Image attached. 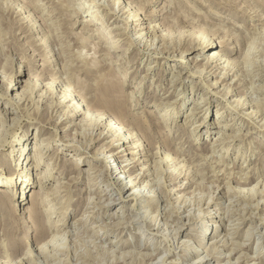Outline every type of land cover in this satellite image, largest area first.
I'll use <instances>...</instances> for the list:
<instances>
[{
    "label": "rangeland",
    "instance_id": "rangeland-1",
    "mask_svg": "<svg viewBox=\"0 0 264 264\" xmlns=\"http://www.w3.org/2000/svg\"><path fill=\"white\" fill-rule=\"evenodd\" d=\"M58 1L41 0L42 4L47 2L45 7L39 6L29 9V12L23 11L24 14L19 17L17 13H12L0 3V70L5 69L7 74L4 76L7 77V81L13 80V84L17 83L12 90V88L7 87L8 82L7 84L0 82V115L3 117L0 119V141L3 140L2 138H7L9 141V144L3 149V153L10 151L13 144H16L14 141L16 135L27 132L28 147L25 149V160L21 166V171L30 164L29 166L33 168L27 170V173H29L31 181L36 179V173L44 171L46 163L41 164L40 167H34L29 153L30 147L34 145L32 135L37 129H43L42 138H50L53 146L49 149L45 148V151L50 153L49 155L45 154V160L51 163L52 180L50 185L46 189L44 188V193L49 196L44 197L46 200L42 205L43 209L46 207L45 202L50 203L53 207H59V212L50 219L45 213L46 216H42L44 222L42 221L43 224L40 226L39 221L35 222L30 216L29 210L33 207L32 201L19 200L18 202L16 200L18 187L1 186L2 192L0 193L3 196L0 198V248L6 247L0 252V264H187V261L202 251L206 255V249L213 246L214 240L223 252L221 251L220 255L217 254L221 258L213 260L212 264L217 262L226 264L229 259L236 262L239 257V262L236 264H264V196L259 197L255 192H251L257 191L264 180V0H249V2L248 0H243V2L239 0L234 5H226L223 3L225 0H125L123 6L130 3L142 11L144 28L134 29L135 25L131 23L132 28H129V36L125 34L123 39L122 35L116 37L119 38L120 47L115 51L112 47L104 50V40L96 34L92 35L94 33L91 30L93 27L87 29L82 22L85 16L92 14L94 0H77V2L82 3L80 8L69 1L72 8L76 10L67 9V11H60L61 14L57 8ZM100 2L105 3L100 7L104 9V12H100L99 15L103 14L104 19L108 21V23H103L102 29L105 34L109 30L107 26H110V29L116 25L126 26L123 21L125 15H122V11L118 13V9L117 11L111 9L108 0H100ZM27 15H29L28 19L32 17L33 24L38 21L35 23L37 27H31L32 22L24 23L22 17ZM192 22H197L196 29H201V32L207 30L211 36L213 35L212 37L217 43L215 49L220 53L219 56L223 57L221 63L226 60L223 64L228 63L232 68V72L229 71L227 78L221 77L223 74L221 72L224 71L217 68L218 66L215 67L216 63H212L209 67L206 66L208 65L205 59L208 54L207 50L198 55L200 51L191 48L193 45L187 35H190V31H192L188 23ZM59 23L61 24L59 25ZM51 24L55 25L54 29L57 27L60 29L62 35L60 43L70 42L74 46H80L83 41L86 47H81V50L83 54H88L91 69L98 67L102 69V72L105 71L104 74L94 71V69L91 73L72 74V77L70 74L63 75L66 80L70 77L71 80L73 78L75 81H73V85L78 91L81 102L90 108L93 107L92 109L119 115L117 117H121L122 126L126 124V122L124 123L125 120L132 122L136 120V123L140 122L141 125L148 128L147 133L139 127L138 130L133 129L137 136L141 134L140 138L143 144L152 142L151 146H153L149 152L148 148L142 151V153H151V156L147 154L141 156V160L145 163L142 162L138 167L144 165V167L150 168L152 175L149 179L153 180L152 182L155 184L152 185L151 189L160 197L159 200L144 202L145 198H142L139 206L135 207L136 200L133 199L130 189H119V185L107 176L94 177L88 176V173H82L79 176L73 163L67 160V164H63L66 162L65 157L71 159L75 155L72 152L75 147H69V152H57V147L62 148L65 144L60 146L62 141L59 134L57 137L51 135L55 129L64 128L68 122H78L82 116L77 119L75 116V119L68 121L61 119L63 113H60V110L54 111L53 108H50V102L47 103L44 91L46 87L35 89L33 94L30 93L29 87H26L27 80L32 76L37 78V74L40 77V82L47 83L54 80V76L47 77L45 74L44 68L47 64L45 59L48 55L46 53L50 52L49 55L53 59L56 57L54 54L58 52L65 58L70 56L67 52H60L58 45L56 49L51 50L52 45L59 40L56 32L52 31ZM216 29L220 30L216 31ZM123 30L119 29L117 32L128 31V29ZM115 31L113 30V35ZM138 33H142V36H139L141 41H138ZM222 38L224 39L222 40ZM43 41L44 43H42ZM250 45L254 46L256 50L254 49V53L247 57L249 53L247 50L251 47ZM100 47L104 51L97 52ZM77 48L75 47L74 51H79V48L76 50ZM182 58L187 61V68L185 63L181 61ZM54 63H57L56 60ZM167 63L174 65L169 66ZM55 66L60 67L58 64ZM101 66L104 67L101 68ZM150 66L151 69L147 70ZM203 68L210 70V73H206L208 75L206 77L200 76L195 71ZM19 69L23 70V74ZM174 70L181 71L179 72L180 75L174 73ZM96 73L100 74L97 75ZM125 73H128V76H132V78L122 90L128 92L129 95L131 93L133 98L132 101L128 100L126 109L121 111V108H117L116 105L111 104V106L110 103L102 102L103 99L108 98V95L97 87L100 81H107L110 87L113 86L112 89L115 90V81ZM173 73L175 74L174 77L172 76ZM211 73L212 75H210ZM172 77L175 80L179 79L175 87H171L169 82ZM199 81L201 82L199 83ZM217 81L218 84H212ZM138 85H142L140 91L135 90V93H132V90ZM17 86H19L18 90H16ZM226 88H230V91L225 90L227 95L222 98V93L223 95L226 94L223 89ZM22 90L25 91L24 98L27 95L24 102L21 101L16 104L8 99L9 95L11 97H14L15 94L21 95ZM213 91L215 94L212 93ZM206 96L215 100L211 101L210 105H204V111L197 114L196 117L194 115L189 121V117L186 118V115L191 112L194 101H203ZM234 99H246L251 107L246 108L245 113L253 110V118L240 116L238 112L240 110L236 109L233 103ZM102 103L106 106H102ZM181 105L184 109L180 108ZM113 108L115 109L113 110ZM166 109L169 110L168 112L172 111L173 114H171L167 124H164L161 120L162 116L160 117L158 114ZM218 109L223 113L220 119H216ZM123 112H127L124 113L127 117L123 115ZM205 112L206 114H204ZM240 112L242 113V111ZM255 113H257L256 116ZM129 116H133L135 120L129 119ZM62 120L64 121L62 122ZM199 120L204 125L195 129V126L200 124ZM213 122H218V124L214 125ZM59 130V133L64 132ZM74 130L72 129L70 133L68 131L67 134L75 136L76 130L75 132ZM168 133L171 134L166 136ZM241 133L245 135L243 136ZM80 134H76V139L81 145L82 142L85 143V146L87 142H93L91 135ZM233 134H240L243 138L233 140L235 139L232 138ZM95 137L97 138L98 134ZM110 139L112 138L107 139V141ZM104 142L103 140L97 144L89 145L87 150L91 153L85 154V156H87L86 160L90 164H80L81 168L83 167L82 170L91 168L90 170L94 171V168L96 170L102 167L103 163L95 159V154L100 148V151L109 150L108 145ZM16 145L20 147L22 142ZM160 147L176 157V164L174 163L176 169L171 167L169 171L173 169L175 173L181 171L180 176L176 175L177 178L172 177V174L164 169V165L162 166L158 162L159 159L155 155L152 156V153L159 150ZM56 155L59 156L58 159H56ZM6 159L7 165L10 162L14 163V160ZM108 161L116 166L114 159ZM8 170L10 171V168ZM9 171L1 173L8 176ZM97 173L93 172V175ZM127 174L123 173V178ZM242 174L244 177L246 174L249 176L248 183L238 181ZM114 176L116 177V174ZM89 179L94 183H90ZM59 180L63 182L61 183L63 191L59 200L61 202L58 203L52 192H55ZM189 180L191 182L187 184ZM182 182L183 184H181ZM257 182H259L258 185ZM180 184L184 188L179 190ZM252 186L254 190H249ZM91 187L93 188L92 197L89 190ZM168 187L169 189L175 188L173 190L176 193L174 196L173 194L166 196L168 192L165 191ZM29 188L39 190L37 183L31 184ZM4 191H12L15 195H7ZM31 192H28L27 189L28 198ZM57 196H59L58 192ZM88 200L95 202L87 207ZM104 202H108L109 205H101ZM143 203L146 205L142 206ZM25 205L28 208L23 210ZM214 210L217 215L221 216L219 220L214 217V213H211ZM204 212L212 216V221L208 222L206 216L204 221L201 220ZM191 216H193V221H191ZM61 217H64V220ZM229 217L230 221H228ZM47 220L49 221L47 222ZM65 220L70 225L67 230L72 231L65 234L64 239H60L62 238L60 236L54 241L55 244L50 243L46 246L49 255L39 256L36 252L33 254L29 251L32 242H42L43 239L44 242L48 239L41 235L43 229L49 227L48 223L52 221L53 223L54 221L63 223ZM215 223H218L217 227ZM103 225H107L109 229H102L101 232H106L108 235H103L102 238H96L92 235L94 232H98L99 228H103ZM224 227L229 230L227 228L225 230ZM233 227L237 228L236 231ZM216 228L217 230H215ZM194 233H198V236H192ZM185 241L195 247L197 253L181 257L184 250L182 243ZM156 248L159 249L156 250ZM27 251L30 252L31 257L26 255ZM6 254L9 255L8 260L5 258ZM149 254H153L151 255L153 258L150 259Z\"/></svg>",
    "mask_w": 264,
    "mask_h": 264
},
{
    "label": "bare ground",
    "instance_id": "bare-ground-1",
    "mask_svg": "<svg viewBox=\"0 0 264 264\" xmlns=\"http://www.w3.org/2000/svg\"><path fill=\"white\" fill-rule=\"evenodd\" d=\"M53 1V0H52ZM55 1V0H54ZM73 5H77L79 6V8L81 7V2H77V0H59L57 2V8H59V12L60 11H67L68 10H71V9H74L72 8L71 4ZM110 2L109 5L111 9L113 10H116L118 9V13L122 11V15H125V18L123 19V21L125 22V27H122L120 25H116L114 27H112L111 29L109 28L110 26H107V28L109 29L108 30V33L105 34V31L103 32V23H108L107 20L104 19L105 16H103V14L100 16L99 13L100 12H104V9H101L100 7H102L104 5V3L100 2V0H94V8L93 11H92V14L88 15V16H85L82 20V22L84 23L85 27L87 29H91V27H93V29H91L94 33H92V35L96 34L98 35L102 40H104V50L106 49H111L114 48V51L115 49L117 50V48L120 47L119 45V38H116L118 35H122V39L125 38L124 35L125 34H128V36L130 35V31H129V28H132L131 27V23L134 24L135 26L133 27L134 29H141V28H144L143 26V16L141 14V10L140 9H136V6L135 5H131L130 3H126V5L123 6V3H125L126 1L125 0H108ZM224 1V0H223ZM239 0H225L223 3H225L226 5H234L235 3H238ZM243 2V0H242ZM249 2V0H248ZM247 2V3H248ZM0 3L4 5V7L6 6L8 8V10L12 11V13H17L18 14V17L21 16L23 13V11L25 12H29V9H33V8H38L39 6H44L45 4H42L41 3V0H0ZM245 3V2H244ZM246 5V3H245ZM106 6V5H105ZM45 7V6H44ZM109 7V6H108ZM107 7V8H108ZM248 7V6H247ZM6 8V9H7ZM43 8V7H42ZM105 8V7H104ZM83 9V8H82ZM76 10V9H74ZM108 10V9H107ZM9 11V12H10ZM32 11V10H31ZM53 11V10H52ZM116 11L115 14H116ZM58 12V13H59ZM79 12V11H78ZM201 12V11H200ZM117 13V14H118ZM26 14V13H25ZM29 14V13H28ZM61 14V12L59 13ZM67 15H69V13H66ZM65 14V15H66ZM101 14V13H100ZM110 14V13H108ZM33 15V14H32ZM54 15V14H53ZM104 15H107V14H104ZM28 16H23L22 17V20L24 19V23H31L32 22V17L30 19H28ZM59 16V15H58ZM71 17H75L74 15H70ZM186 16V15H185ZM188 16V15H187ZM53 17V16H52ZM57 17V16H56ZM61 17V15H60ZM253 17V16H252ZM55 18V17H54ZM59 18V17H58ZM21 19V18H19ZM46 19V18H45ZM186 19V18H184ZM200 19V17H199ZM21 20V21H22ZM53 20V18H52ZM121 20V19H120ZM34 21V20H33ZM57 21V20H56ZM61 21V20H60ZM35 22V21H34ZM38 22V21H36ZM35 22V23H36ZM46 22V21H45ZM49 22V21H48ZM47 22V23H48ZM205 22V21H204ZM203 22V23H204ZM35 23L33 24V22L31 23V27L33 26L34 28L37 27V25L35 26ZM149 23V22H148ZM193 23V24H192ZM192 23H188V26H190V28H192V31H190V35L188 34L187 36L190 37V40L191 41L190 43L193 45L191 48H194V49H197L200 51V54L198 55H201L203 53V51L207 50L208 54L206 55L205 59L207 60V64L206 65L207 67L211 66L212 63H216L215 67L218 66L217 68H221L224 72H221L223 74H221V77L223 76V78H227L229 76V71L232 72V68L229 66L230 64H223L225 63V61H223L221 63V60L223 59V57H220V53L215 49V46L217 47V44L214 40V38L210 35V33H208V31H203L201 32V29H196L195 28V25L197 26V22H192ZM42 24V23H41ZM55 24V23H54ZM58 24V23H57ZM61 23H59L60 25ZM45 25V24H44ZM57 25V26H59ZM115 25V24H114ZM200 25V24H199ZM29 26V25H28ZM52 28L55 26V25H52ZM156 26V25H155ZM218 26V25H217ZM50 27V26H49ZM153 27V26H152ZM151 27V28H152ZM216 27V26H215ZM30 28V27H29ZM43 28V27H42ZM95 28V29H94ZM219 28V27H217ZM31 29V28H30ZM33 29V28H32ZM54 29V28H53ZM52 31L56 32L57 36H59V40L56 42V44H53L52 45V48L51 50H54L56 49L58 46L60 48V52L62 53H69L70 56L68 58H65V56L58 54V53H55L54 55H56V57L53 59L51 57V55H49L50 52L46 53L47 57H46V62L47 64L45 65V74L47 77H49L50 75L51 76H54V80L52 81H49L47 83L43 82V81H39L40 80V77H38V74H37V78H32L30 77L28 80H27V88L29 87V91L31 94H33L34 90L35 89H40L41 87H46L44 90L45 91V97L47 98V103L50 102V108L56 112L58 110H60V113H63V116H61V119H64V120H72V119H75L74 117L76 116V119L80 116L81 119L78 120V122L74 121V122H68V124L60 129L61 131H64L63 133H59L57 129L54 130V132L52 133L51 136L53 137H57L58 134H59V137H60V140L62 141V143L60 144L61 145H64L62 148L60 147H57V152L61 151V152H69V147L71 146H74L75 149L74 151H72L73 153H75L74 156L71 157V159H68L65 157V161L63 164H67V160L68 162L70 163H73L74 164V168L76 169V172L78 173L79 176H81L82 173H88V176H94V177H99L101 175L103 176H107L108 178H110L111 180L114 181V183L118 184L119 185V189L121 190H131V195L133 197L134 200H136V206L135 207H138L139 206V202L142 200V198H145L144 202L149 200V201H157L160 199V197H158L154 191L151 189L152 185H155L154 182L151 181L150 178V175H152L151 171H150V168L149 167H138L139 165L143 163H145V161H142L141 160V156H146L147 155H150L151 156V153H148L149 151H151V147L153 148V146H151L152 142H149L148 144H143L141 142V138H140V135L137 136L136 133H134L133 129H137L138 127L143 131V132H146L148 131V128L147 127H144L143 125L140 124V122L136 123V120L133 116H129V119H134L135 122H132L131 120H125L124 123L126 122V124L124 126H122L123 124L121 123V117H117L119 115H115V113H110L107 114V113H104L99 111V110H95V109H92L93 107H89L88 105L86 104H83L81 102V99L79 98L78 96V91L75 89V85H73V78L72 80L70 79L72 77V74L75 75L76 73H91L94 69V71H98V72H102V69L100 68H94L93 70L91 69V66H90V59L88 61V54H83L82 53V50H81V47H86L85 43H82L80 44V46H74L72 44L69 43H60L59 41L61 40L60 37H62V35L60 34V29L57 27L56 29H54ZM119 29H124L125 31L128 29L127 32H117L119 31ZM174 29V28H173ZM204 29V28H203ZM38 30V29H37ZM113 30H116L115 31V34L113 35ZM123 30V31H124ZM151 30V29H150ZM149 30V31H150ZM215 30V29H214ZM217 30H220V29H216ZM152 31V30H151ZM186 31V30H185ZM158 32V31H157ZM192 32V33H191ZM212 32H215V31H212ZM149 33V32H148ZM189 33V32H188ZM219 33V32H217ZM222 33V32H221ZM224 33V32H223ZM155 34V33H154ZM226 34V33H225ZM52 35V34H51ZM135 35V34H134ZM148 35V34H147ZM182 35V34H181ZM186 35V34H185ZM136 36V35H135ZM139 36H142V33H138V36L137 38H139ZM155 36V35H154ZM224 36V35H223ZM215 37V36H214ZM43 38V37H42ZM42 38H39L40 40H42ZM121 38V37H120ZM134 38V37H133ZM162 38V36H161ZM188 38V37H187ZM142 39V38H141ZM181 39V38H180ZM224 38H222L223 40ZM49 40V39H48ZM52 40V39H51ZM50 40V41H51ZM73 40V39H72ZM138 40V39H137ZM221 40V41H222ZM229 40V39H228ZM138 41H141L140 38ZM225 41V40H224ZM48 42V41H47ZM147 42V41H146ZM160 42V41H159ZM44 43V41L42 42ZM51 43V42H50ZM167 43V42H166ZM223 43V42H222ZM221 43V44H222ZM249 43V42H248ZM47 44V43H46ZM46 44H44V46H46ZM127 44V43H126ZM140 44V43H138ZM58 45V46H57ZM135 45V44H134ZM137 46V45H136ZM251 47L248 48L247 50V57L254 53V46L250 45ZM47 47V46H46ZM79 48V51H74V48ZM172 47V46H171ZM189 47V46H187ZM256 47V45H255ZM260 47V46H259ZM58 48V49H59ZM78 48L76 50H78ZM190 48V47H189ZM190 48V49H191ZM167 49V48H166ZM170 49V48H168ZM189 49V50H190ZM48 50V48H47ZM50 50V49H49ZM104 51L101 47L100 49L97 51ZM172 50V49H171ZM256 50V49H255ZM170 51V50H169ZM229 51V50H228ZM76 52V53H75ZM149 52V51H148ZM257 52V51H256ZM45 53V52H44ZM155 53V52H154ZM229 53V52H228ZM245 53V54H247ZM168 54V53H167ZM45 55V56H46ZM44 56V55H43ZM53 56V55H52ZM71 57V58H70ZM174 57V56H172ZM90 58V57H89ZM184 58V57H183ZM181 59V61L183 63H185V67L187 68L188 65L186 64V60L185 59ZM13 59V58H12ZM113 59V58H112ZM249 59V58H248ZM1 60V59H0ZM56 60V64L54 63V61ZM247 60V59H246ZM229 61V60H228ZM227 61V62H228ZM231 61V60H230ZM70 62H73V63H70ZM113 62V61H112ZM234 62V61H233ZM236 62V61H235ZM240 62V61H239ZM247 62V61H246ZM230 63V62H229ZM60 66V67H56L55 65ZM169 66H173L174 64L172 63H167ZM223 64V65H222ZM232 64V63H231ZM235 64V63H234ZM141 65V64H140ZM191 65V63H190ZM189 65V66H190ZM205 66V67H206ZM232 66V65H231ZM3 67V66H2ZM13 67V66H12ZM104 66H101V68H103ZM236 67V66H235ZM194 68V66H193ZM214 68V67H213ZM151 69V66L147 68V70H150ZM216 69V68H215ZM20 70V69H19ZM7 71V70H6ZM18 71V70H17ZM22 71V74H23V70H20V72ZM195 71H197L199 73L200 76H208L206 75V73H210V70L208 71L207 69L203 68V69H196ZM105 72V71H104ZM102 72V73H104ZM181 72V71H179ZM178 71H175L174 70V73H178L180 75ZM230 72V73H231ZM236 72V71H235ZM9 73V72H8ZM172 74V76L174 77L175 74ZM220 73V72H219ZM217 73V74H219ZM4 74H7L5 72V69H2L0 70V82L2 81L4 84L6 82H8V88H12L13 90V87H15L17 85V83L13 84V80H10V81H7L8 79L5 78ZM64 74H67V75H71V77L66 80L63 75ZM94 74V73H93ZM97 74V73H96ZM100 74V73H99ZM97 74V75H99ZM105 74V73H104ZM103 74V75H104ZM114 74V73H112ZM111 74V75H112ZM177 74V75H178ZM182 74V73H181ZM195 74V73H194ZM233 74V73H232ZM212 75V73L210 74ZM105 76V75H104ZM2 77V78H1ZM43 77V76H42ZM62 77V78H61ZM69 77V76H68ZM99 77V76H98ZM103 77V76H102ZM171 77V76H170ZM171 78L169 80L170 82V85L171 87H175L177 85V82L178 80L175 78ZM132 76H128V73H125L122 77L118 78V80H114L115 81V86H116V89H112L113 86L110 87L109 85V82L107 81H100L101 78H100V83L99 86L97 88H99V90H102L103 93H107L108 95V98L106 99H103L102 102H105V103H110L113 104V106H117V108L119 107V109L121 108V111L122 109H126V105L128 104V100L129 101H132V98L133 96L129 94H127L128 92H125L123 91L122 89L124 87L127 86V83H129V81L131 80ZM178 78V77H177ZM208 78V77H207ZM12 79V78H11ZM53 79V78H52ZM59 79V80H58ZM117 79V78H116ZM204 80V79H203ZM128 81V82H126ZM141 81V80H140ZM222 81V80H221ZM220 81V82H221ZM54 82V83H53ZM75 82V81H74ZM98 82V81H97ZM96 82V83H97ZM142 82V81H141ZM201 81H199L200 83ZM26 84V82H25ZM141 84V83H140ZM213 85L214 84H218V81L215 82V83H212ZM211 84V85H212ZM30 85V86H28ZM205 85V84H204ZM220 85V84H219ZM141 86L142 85H138L136 88H134V90H132V93H135L134 91L135 90H138V92L140 91L141 89ZM163 86V85H162ZM79 87V86H78ZM227 87V86H225ZM8 88H6L8 90ZM64 88V89H63ZM92 88V87H91ZM121 88V89H120ZM179 88V87H178ZM19 89V86L16 87V90ZM44 89V88H43ZM42 89V90H43ZM208 89V87H207ZM214 89V88H212ZM233 89V88H232ZM4 90V89H3ZM11 90V89H10ZM88 90V88H87ZM224 92H226L225 90H227V92L230 91V88H226V89H223ZM222 90V91H223ZM27 91V90H26ZM37 91V90H36ZM91 91V90H90ZM209 91V90H208ZM216 91V90H215ZM219 91V90H218ZM23 93H21V95H18V94H15L14 97L12 96H8V99H10L13 103H20L21 101L24 102L27 98V95L26 97L24 98V92L22 90ZM43 92V91H42ZM211 92V90H210ZM209 92V93H210ZM220 92V91H219ZM227 92L225 95H223L222 93V98L223 97H226L227 95ZM8 93V91H7ZM27 93V92H26ZM102 93V94H103ZM214 93V91L212 92ZM232 93V92H231ZM215 94V93H214ZM218 94V93H217ZM221 94V93H220ZM29 95V94H28ZM33 96V95H31ZM30 96V98H31ZM219 96V95H218ZM100 97V96H98ZM221 97V96H220ZM254 97V96H253ZM258 98V97H257ZM160 99V98H159ZM100 100V99H99ZM202 100V99H201ZM215 99H211L210 97H204L203 101H199L197 100L194 101V106L191 108V112H189L188 115H186V118L189 117V121L192 120V117L201 112H203L204 110V105H210L211 101H213ZM262 100V99H261ZM46 101V100H45ZM101 102V101H99ZM164 102V101H162ZM203 102H205V104H203ZM98 103V102H97ZM166 103V102H165ZM233 103L235 104V108L242 111V113L240 111L239 114L240 116H243V117H246V118H253L252 115L254 113V111H249V113H245V110L246 108H249L251 107V105L248 103V101L246 99L242 100V99H234L233 100ZM167 104V103H166ZM201 104H203L201 106ZM230 104V103H229ZM98 105V104H97ZM96 105V106H97ZM102 106L103 103L101 104ZM158 105V104H157ZM168 105H170L168 103ZM233 105V104H232ZM106 106V105H105ZM112 106V105H111ZM126 106V107H125ZM165 106V105H164ZM171 106V105H170ZM99 107V105H98ZM62 108V109H61ZM180 108L184 109L183 108V105L180 106ZM28 109V108H27ZM99 109V108H98ZM115 108H113L114 110ZM164 109V108H163ZM162 109V110H163ZM111 110V108H110ZM129 110V109H128ZM169 110L166 109L164 110L162 113L158 114L160 117L162 116V121L164 124H167L168 122V119L171 117V112H168ZM221 110H217L216 111V119H220L221 116H223V113L220 112ZM118 113V112H117ZM124 113H127V112H123V115ZM258 113V111H257ZM257 113H255V116L257 115ZM31 114V113H30ZM206 114V112L204 113ZM52 115V114H51ZM122 115V114H121ZM262 115V114H260ZM1 116V115H0ZM4 116V115H3ZM32 116V115H31ZM126 116V114L124 115ZM60 117V116H59ZM58 117V118H59ZM127 117V116H126ZM198 117V116H197ZM3 118L2 116L0 117V119ZM175 118V117H174ZM215 119V118H214ZM62 120V122L64 121ZM139 120V119H138ZM251 120V119H250ZM262 120V119H261ZM1 121V120H0ZM105 121V122H104ZM172 121H175V120H172ZM215 121V120H214ZM252 121V120H251ZM254 121H255V118H254ZM200 124L196 125L195 126V129H197L199 126H203L204 123L199 120ZM253 122V121H252ZM162 123V124H163ZM5 124V123H4ZM31 124V122H30ZM212 124L216 125L218 124V122H213ZM1 125V124H0ZM77 125H79L77 127ZM161 125V124H160ZM71 126V127H70ZM230 126H232L230 124ZM262 126V125H261ZM264 127V126H263ZM72 129H75L76 130V134H82V135H91L92 138L89 143L87 142L86 146L83 144L82 142V146L80 144V142H78V140L76 139V134L75 136H70L69 134H67V132L69 131L72 132ZM107 129V130H106ZM5 130V129H4ZM59 130V131H60ZM74 130V132H75ZM81 130V132H79ZM101 130V131H99ZM138 130V129H137ZM83 131V132H82ZM99 131V132H98ZM66 132V133H65ZM147 133V132H146ZM239 133V132H238ZM2 134V133H1ZM44 134V130L43 129H37V131H35L34 135H32V138H34V145L30 147V153H29V156H30V160H32V165L34 167H40L41 164L43 163H46V169L44 168V171L42 170L41 172H38L36 173L37 175L35 176L36 179L32 180L31 181V178H29V173H27V170L33 168V167H30L29 165H27L22 171H21V166L23 165V162L25 160V149L26 147H28L27 145V140L29 139L28 135H27V132H22L20 133L19 135H16V138L14 139V141L17 143H21L22 142V146L18 147L16 144L12 146V149L10 151H6V153H3V149L6 147L7 144H9V141L7 140V138H2L3 140L0 141V187L2 186H7L9 187V185L11 187H18V195H16V200H19L20 201H23V200H28V201H32V206L31 207L32 209L29 210L30 212V216L32 218V220H35L36 221H39V224L40 226H42V216L45 215H48V219H50L53 215H55L57 212H59V207L57 206H52L50 205V203L48 202H45V206L44 209H43V203L46 199H44L45 196H47L44 190V188L46 189V187H48V185H50V182H51V175H52V169L50 168V161H47L45 160V154L49 155L50 153H48V151L46 150L45 151V148H51L53 145H51V141H50V138H45L43 139L42 135ZM80 134V135H81ZM98 134V137L96 138L95 136ZM143 134V133H142ZM171 133H168V135L166 136H169ZM242 134V133H241ZM72 135V134H71ZM94 135V136H93ZM223 135V134H222ZM243 135V134H242ZM242 135L238 134V135H232V138L234 137L235 139L233 140H238L239 138H243L241 137ZM245 135V134H244ZM243 135V136H244ZM229 136V135H227ZM231 136V135H230ZM58 137V138H59ZM42 138V140H41ZM85 138V137H84ZM94 138V139H93ZM109 138H112L110 140L107 141V139ZM152 139V138H151ZM230 139V138H228ZM105 141L104 144H107L108 147H109V150H107L106 152L104 150L100 151L98 150L96 152V160L98 162H102L103 165L101 168H98L95 170L94 168V171H91L90 169H83L81 168L80 164H90L89 161L86 160V157L85 154H90L91 152H89V150H87V148L89 147L90 144H97L99 143L100 141ZM149 140V139H148ZM224 140V139H223ZM42 141V142H41ZM151 141V140H150ZM168 141H170V139H168ZM45 142V143H44ZM92 142V143H91ZM29 143V142H28ZM30 143H31V139H30ZM217 144V143H216ZM154 145V144H153ZM168 146V145H167ZM80 147H84V148H80ZM148 148V152H143V150H146ZM167 148V147H166ZM164 148L160 147L159 150L157 151H154L152 153V156L155 155L159 160L158 162L160 164H162V166L164 165V169L168 172V173H171L172 174V177H176L177 176H180V172H176L174 171V169H176V167H174V163L176 164V157H173L172 154L170 152H168L167 150H163ZM73 150V149H72ZM55 152V151H54ZM105 152V153H104ZM54 155V153H53ZM244 155V154H243ZM24 156V157H22ZM53 157V156H52ZM6 158H9V159H12V161L14 160V163H8L7 165V159ZM27 158V157H26ZM54 158V157H53ZM59 156L56 155V159H58ZM61 158V157H60ZM109 159H114V162H116V166L112 165L111 163H109ZM150 159V158H149ZM147 160V159H146ZM181 161V160H180ZM6 163V164H5ZM161 166V165H160ZM178 166V165H176ZM180 166V165H179ZM171 167H174L173 170H170L169 169ZM8 168H10V171L8 170ZM140 168V171L138 172ZM183 168V167H182ZM158 169V168H157ZM178 169V168H177ZM10 172V174L8 176H5L3 175L2 173H6V172ZM157 171V170H156ZM2 172V173H1ZM93 172H98L97 174L93 175ZM183 172V171H182ZM204 172V171H203ZM214 172V171H213ZM64 173V172H63ZM123 173H128L126 175L125 178H123ZM187 173V172H185ZM54 174V173H53ZM116 174V177L113 175ZM184 174V173H183ZM244 174V173H243ZM243 174L241 175V178L239 179L238 178V181L239 182H247L248 183V178L249 176L246 174V176L244 177ZM186 175V174H185ZM60 176V175H59ZM118 176V177H117ZM235 176V175H234ZM55 177V175H54ZM75 177V176H74ZM59 178V177H58ZM88 178V177H87ZM177 178V177H176ZM185 178V177H183ZM191 178V177H190ZM189 178V179H190ZM202 178V177H201ZM56 179H57V176H56ZM60 179V178H59ZM169 179V178H168ZM172 179V178H171ZM187 179V178H186ZM174 180V178H173ZM251 180V179H250ZM151 183H150V182ZM155 181V180H154ZM70 182V181H68ZM68 182H66V184H69ZM89 182L90 183H94L93 181H91V179H89ZM156 182V181H155ZM185 182V181H184ZM191 182V180L187 181V184ZM264 183V180L262 181ZM33 183H37L38 186H39V190L36 191L32 188H29L31 184ZM61 183L63 182H60V180L57 182V187H56V190L55 192H52V194H54V198L57 200V202H61L59 201L61 199V192L63 191L62 188H61ZM176 183V182H175ZM261 184L259 186V188L257 189V191H251V192H255L256 195H258L259 197L260 196H264V184ZM91 184V185H92ZM160 184V183H159ZM183 184V182L181 183ZM179 186V190L184 188L182 187L183 185ZM259 184V182H257V185ZM90 185V186H91ZM157 185V184H156ZM263 186V187H262ZM10 188V187H9ZM212 188V187H211ZM223 188V187H222ZM27 189H28V192L32 191L30 193V196L29 198L27 197ZM54 189V188H53ZM175 189V188H174ZM172 189H169L166 188V191L165 192H168V194L166 196H169L171 194H176ZM233 189V188H232ZM261 189V190H260ZM91 192H90V196L92 194V191H93V188L91 187L89 189ZM249 190H254V187L252 186ZM260 190V191H258ZM53 191V190H52ZM0 192H2V190H0ZM57 192L59 194V196H57ZM4 193H6L7 195L8 194H14L12 191H4ZM239 193V192H238ZM2 194L0 193V198H2ZM49 196V195H48ZM47 196V197H48ZM177 196V195H176ZM181 196V195H180ZM92 197V196H91ZM179 197V196H178ZM184 197V196H183ZM9 198V197H8ZM108 198V197H107ZM167 198V197H166ZM5 199V198H4ZM168 199V198H167ZM232 199V198H231ZM3 200V199H1ZM48 200V199H47ZM258 200V199H257ZM38 201V202H37ZM102 201V200H101ZM177 201V200H176ZM92 202H95V201H92ZM91 200H88L87 201V207L88 206H91L92 203ZM255 202V201H254ZM100 203V202H98ZM43 204V205H42ZM61 204V203H60ZM259 204V203H257ZM27 205V203H26ZM24 206L23 210H25L26 208H28L27 206ZM101 205H106L108 206V202H104L103 204ZM146 204L143 203L142 206H145ZM176 206V204H175ZM42 207V209H41ZM241 207V206H240ZM239 207V208H240ZM143 208V207H142ZM231 209V207H230ZM203 211V210H202ZM190 212V211H189ZM211 213H214V217H217L218 220L221 218V216L217 215L216 214V211L214 210V212H211ZM234 213V212H233ZM242 213V212H241ZM188 214V213H187ZM201 214V213H200ZM199 214V216H200ZM18 215V214H17ZM45 215V216H46ZM196 216V215H195ZM198 216V217H199ZM202 218L201 220H205V216H206V219H208V222L212 221L211 220V215H207V213L205 214L202 213ZM261 216V215H260ZM191 218V221H193V216L190 217ZM200 218V217H199ZM59 219V218H58ZM61 219L64 220V217H61ZM198 220V219H197ZM49 220H47L48 222ZM51 221V220H50ZM58 221V220H57ZM228 221H230V217L228 218ZM233 221V220H231ZM44 222V221H43ZM85 222V221H84ZM220 222V221H219ZM78 223V222H77ZM75 223V224H77ZM187 223V222H186ZM38 224V223H37ZM49 224V227L47 229H43V231L41 232V235H44L45 238H48L46 239L44 242L42 240V242H38V243H35V242H32L30 245V252L33 254H35L34 252L37 253V255L39 254L40 255H49V251L47 253L46 251V246L50 243L52 244H55L54 241H56L57 239H59L60 236H62V238L60 239H64L63 237L65 236V234H69L71 233L72 230H67V227H69L70 225L67 224L66 220L63 221V223H58V222H55L53 223L50 222L48 223ZM75 224H74V227H75ZM216 224V227L218 226V223H215ZM117 226V225H116ZM119 226V225H118ZM39 228V226H37ZM44 227V226H43ZM93 227V226H92ZM101 227V225H100ZM103 228H99L98 232H94L92 235H94L96 238H102L103 235H108V233L106 232H101L102 229H109V227L107 225H103L102 226ZM159 227V226H158ZM225 230H227L228 228L227 227H224ZM227 228V229H226ZM37 229V228H35ZM87 229V228H86ZM85 229V231H86ZM93 229V228H92ZM234 231H236L235 227H233ZM89 230V229H87ZM217 230V228L215 229ZM229 230V229H228ZM37 232V231H36ZM89 232V231H87ZM93 232V231H92ZM229 233V232H228ZM233 233V232H232ZM38 234V233H37ZM40 234V233H39ZM91 234V233H90ZM198 233H194L192 234V236L194 235H197ZM231 234V233H230ZM198 236V235H197ZM200 236V235H199ZM42 237V236H41ZM43 237V238H44ZM201 237V236H200ZM37 238V237H36ZM91 238V237H90ZM41 240V239H40ZM33 241V240H32ZM202 241V240H200ZM6 242V241H5ZM223 242V241H222ZM231 242V241H230ZM140 243V242H138ZM213 246L209 247L208 249H206V255H204L203 251L198 253L197 255H195L192 259H190L189 261H187L188 263L187 264H212L213 260H216L218 258H221V256H218L217 254L221 253L222 250H220V247H218V243L214 242L212 243ZM124 245V244H123ZM136 245V244H135ZM204 245V244H203ZM211 245V244H210ZM4 246V245H3ZM182 246L184 247V250L181 254V257H187L191 254H195L197 253V250L195 249V247H193L188 241H185L182 243ZM234 246V245H233ZM236 246V245H235ZM6 247V246H5ZM5 247H2V249L0 248V252L1 250H5ZM74 247V246H73ZM99 248V247H98ZM234 248V247H233ZM236 248V247H235ZM159 249V248H156V250ZM107 250V249H106ZM234 250V249H233ZM51 251V250H50ZM30 252H26V255H29L30 256ZM170 252V251H169ZM223 252V251H222ZM3 254L5 253L2 252ZM7 253V252H6ZM79 253V252H78ZM152 253V252H151ZM160 253V251H159ZM11 254V253H10ZM154 254V253H153ZM153 254H149L150 255V259H151V255ZM161 254V253H160ZM116 255V254H115ZM244 255V254H243ZM1 256V255H0ZM9 255L6 254V260H8V257ZM223 256V255H222ZM31 257V256H30ZM47 257V256H46ZM11 258V257H10ZM120 258V257H119ZM153 258V257H152ZM231 258V257H229ZM228 258V259H229ZM52 259V258H51ZM155 259V257H154ZM239 259H236L238 261L236 262H239ZM259 259V258H258ZM22 261V260H21ZM152 261V260H151ZM183 261V260H182ZM3 262V261H2ZM8 262V261H7ZM6 262V263H7ZM74 262V261H73ZM103 262V261H102ZM236 262H233L231 261V259H229V261L227 260L226 261V264L229 263V264H236ZM242 262V261H241ZM101 263V262H100ZM220 262H217L216 264H219ZM91 264V263H90ZM247 264V263H246Z\"/></svg>",
    "mask_w": 264,
    "mask_h": 264
}]
</instances>
